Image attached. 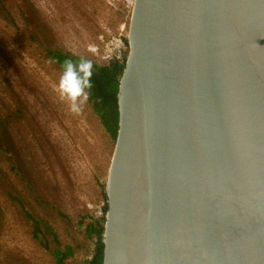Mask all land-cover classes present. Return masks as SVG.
I'll return each mask as SVG.
<instances>
[{
    "label": "water",
    "instance_id": "95a60500",
    "mask_svg": "<svg viewBox=\"0 0 264 264\" xmlns=\"http://www.w3.org/2000/svg\"><path fill=\"white\" fill-rule=\"evenodd\" d=\"M103 264H264V0H135Z\"/></svg>",
    "mask_w": 264,
    "mask_h": 264
},
{
    "label": "rangeland",
    "instance_id": "374dc122",
    "mask_svg": "<svg viewBox=\"0 0 264 264\" xmlns=\"http://www.w3.org/2000/svg\"><path fill=\"white\" fill-rule=\"evenodd\" d=\"M135 0H0V264H87L115 150L88 90L50 55L98 65ZM129 47V43H126Z\"/></svg>",
    "mask_w": 264,
    "mask_h": 264
},
{
    "label": "trees",
    "instance_id": "16d2710c",
    "mask_svg": "<svg viewBox=\"0 0 264 264\" xmlns=\"http://www.w3.org/2000/svg\"><path fill=\"white\" fill-rule=\"evenodd\" d=\"M126 43H129L127 39ZM49 53L63 70L72 74L80 85L88 90L94 110L116 141L119 129V85L126 63L113 59L106 65H98L59 49L51 50ZM104 197V212L107 214L106 192ZM105 222L106 216H103L92 220L86 226V236L95 241L94 254L87 264H103ZM74 253L75 249L72 246H68L64 251L56 249L54 255L58 259L57 264H67V259Z\"/></svg>",
    "mask_w": 264,
    "mask_h": 264
},
{
    "label": "built area",
    "instance_id": "2783aa9c",
    "mask_svg": "<svg viewBox=\"0 0 264 264\" xmlns=\"http://www.w3.org/2000/svg\"><path fill=\"white\" fill-rule=\"evenodd\" d=\"M111 45L112 47H108L109 53L106 56H104V58L108 62L115 59L118 60L120 63H126L129 54L128 45L123 41L121 37L114 38V40L111 42ZM103 216H106L104 212V207L100 208L99 218Z\"/></svg>",
    "mask_w": 264,
    "mask_h": 264
}]
</instances>
